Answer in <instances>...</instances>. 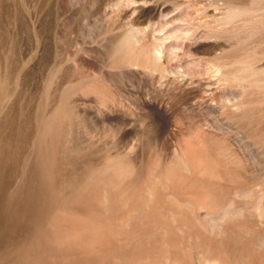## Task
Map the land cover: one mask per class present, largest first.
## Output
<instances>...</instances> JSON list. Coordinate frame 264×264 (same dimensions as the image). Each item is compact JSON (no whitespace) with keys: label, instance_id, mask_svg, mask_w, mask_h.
Listing matches in <instances>:
<instances>
[{"label":"rangeland","instance_id":"374dc122","mask_svg":"<svg viewBox=\"0 0 264 264\" xmlns=\"http://www.w3.org/2000/svg\"><path fill=\"white\" fill-rule=\"evenodd\" d=\"M205 252L264 264V0H0V264Z\"/></svg>","mask_w":264,"mask_h":264},{"label":"bare ground","instance_id":"6f19581e","mask_svg":"<svg viewBox=\"0 0 264 264\" xmlns=\"http://www.w3.org/2000/svg\"><path fill=\"white\" fill-rule=\"evenodd\" d=\"M163 15V14H162ZM168 16V15H167ZM174 21V20H173ZM151 26V25H150ZM180 28V27H179ZM155 30V29H154ZM153 30V31H154ZM156 31V30H155ZM167 31V30H166ZM168 32V31H167ZM168 35V34H167ZM171 37H173V36H171ZM157 39H158V45H156V47L154 48V50L152 51V60L154 61V62H158L159 63V65H160V67L161 68H164V67H162L163 66V60H164V58H165V55H166V52H167V50H169V45L167 44V40L169 39V37L168 36H166V33H165V35H160L159 34V37H157ZM175 41V40H174ZM179 43V42H178ZM171 44V43H170ZM174 45V44H173ZM175 48V47H174ZM217 53H215V56L217 57ZM214 57V56H213ZM220 57V56H219ZM215 58V57H214ZM213 58V59H214ZM213 59H211V60H213ZM218 59V58H217ZM150 61V60H149ZM137 66H141V67H144V68H149V66L147 65V66H145V65H143V64H136ZM218 65H216V67H217ZM221 65H219V68H221L220 67ZM173 69V68H172ZM183 80V79H182ZM182 83V82H181ZM3 95V94H2ZM205 151V150H204ZM197 152H198V150H197ZM208 153V152H207ZM207 153H202V152H198L196 155L194 154V158H192V164L189 162V161H187V165L189 166V168L191 167V165H194V163H200V164H202V162H204L205 161V159H207L208 158V155H206ZM190 159V158H189ZM207 161V160H206ZM115 166H116V169H119L120 171H125V173H127V171H128V173H130V175L132 174V172H133V169H132V167L129 165V163H127V164H124V162H122V161H117L116 162V164H115ZM188 168V169H189ZM128 169V170H127ZM185 169V168H184ZM186 170V169H185ZM197 171V170H196ZM136 173V172H135ZM134 173V174H135ZM199 174L200 173H204V171H200V172H198ZM219 176V175H218ZM216 177V176H215ZM139 179H140V177H139ZM138 182V181H137ZM136 182V183H137ZM147 189V188H146ZM134 192V191H133ZM153 192V191H152ZM154 194V193H153ZM153 194L151 193V191H150V189H148V190H146L145 191V196H146V199H149V200H151L152 198H153ZM110 209V208H109ZM136 209V208H135ZM137 210H138V208H137ZM131 217V216H130ZM209 248H211V247H208V250L207 251H209ZM203 249V248H202ZM205 250V249H204ZM214 250H212V252H213ZM204 252V251H203ZM204 254V253H203ZM226 254V253H225ZM206 255V256H205ZM205 255L203 256L204 257V259H205V263H208V264H226V263H228V261L226 262L221 256H215L214 254L211 256V254H207L206 252H205ZM225 258V257H224ZM200 259H201V261H202V259L203 258H201L200 257ZM166 260V259H165ZM166 264H168L167 262H165ZM201 263H203V262H201ZM200 263V264H201ZM204 263V264H205Z\"/></svg>","mask_w":264,"mask_h":264}]
</instances>
